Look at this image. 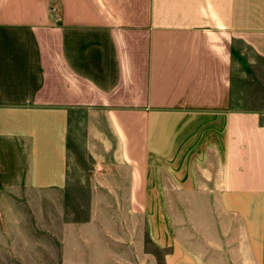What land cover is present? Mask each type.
<instances>
[{
    "label": "crops",
    "instance_id": "1",
    "mask_svg": "<svg viewBox=\"0 0 264 264\" xmlns=\"http://www.w3.org/2000/svg\"><path fill=\"white\" fill-rule=\"evenodd\" d=\"M33 250L264 264V0H0V264Z\"/></svg>",
    "mask_w": 264,
    "mask_h": 264
},
{
    "label": "rangeland",
    "instance_id": "2",
    "mask_svg": "<svg viewBox=\"0 0 264 264\" xmlns=\"http://www.w3.org/2000/svg\"><path fill=\"white\" fill-rule=\"evenodd\" d=\"M50 12L53 14L52 11H50ZM80 157H81L80 158L81 159L80 162H81V164H83L84 162H83V159H82V155H80ZM83 203L84 202H82V204ZM75 213L76 212H68V214H69L68 220H75V219L84 220L85 219L86 212H79L78 216H80V217H76ZM76 215H77V213H76ZM54 252L58 254L56 249L54 250ZM33 254H34L35 257L31 258V257L27 256L26 257V262L24 264H58V263H56V260H57L56 258H53V257H46V258L42 257L41 256V250H33ZM59 254H60V252H59ZM16 264H21V263L17 262Z\"/></svg>",
    "mask_w": 264,
    "mask_h": 264
},
{
    "label": "built area",
    "instance_id": "3",
    "mask_svg": "<svg viewBox=\"0 0 264 264\" xmlns=\"http://www.w3.org/2000/svg\"><path fill=\"white\" fill-rule=\"evenodd\" d=\"M52 12L54 11V10H51Z\"/></svg>",
    "mask_w": 264,
    "mask_h": 264
}]
</instances>
